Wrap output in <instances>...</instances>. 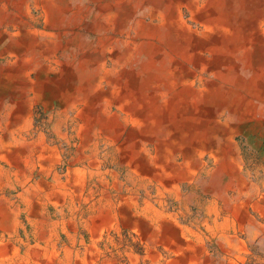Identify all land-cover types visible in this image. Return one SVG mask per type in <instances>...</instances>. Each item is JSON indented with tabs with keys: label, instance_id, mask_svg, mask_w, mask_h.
I'll return each mask as SVG.
<instances>
[{
	"label": "bare ground",
	"instance_id": "obj_1",
	"mask_svg": "<svg viewBox=\"0 0 264 264\" xmlns=\"http://www.w3.org/2000/svg\"><path fill=\"white\" fill-rule=\"evenodd\" d=\"M213 244L264 248V0H0V264Z\"/></svg>",
	"mask_w": 264,
	"mask_h": 264
},
{
	"label": "rangeland",
	"instance_id": "obj_2",
	"mask_svg": "<svg viewBox=\"0 0 264 264\" xmlns=\"http://www.w3.org/2000/svg\"><path fill=\"white\" fill-rule=\"evenodd\" d=\"M182 221H184L183 218H182ZM136 246L141 253L145 252L143 245H141L139 242H138V245ZM218 250L219 249L217 248L215 244L210 246L209 247L210 255L203 258L200 264H231V258L229 256L221 255V252H219ZM172 258H174L173 255H171L170 258H167V261ZM244 260H245L244 262L240 261L238 264H264V248L258 247L257 249L252 250L250 254L245 255ZM145 262L147 264H151L149 260H145ZM141 264H144V263H141Z\"/></svg>",
	"mask_w": 264,
	"mask_h": 264
}]
</instances>
